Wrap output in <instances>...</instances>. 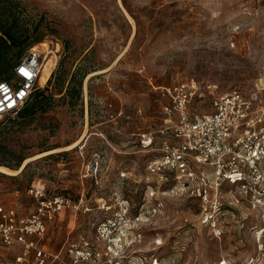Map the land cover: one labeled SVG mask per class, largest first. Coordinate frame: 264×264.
<instances>
[{
	"label": "rangeland",
	"instance_id": "obj_1",
	"mask_svg": "<svg viewBox=\"0 0 264 264\" xmlns=\"http://www.w3.org/2000/svg\"><path fill=\"white\" fill-rule=\"evenodd\" d=\"M17 2L25 24L39 25L33 45L45 43L55 63L35 88L49 108L29 120H2L7 147L25 165L17 174L0 171V205L26 213L35 205L29 189L42 184L75 201L83 192L93 209L80 207L71 219L87 232L102 216L97 204L122 194L132 215L144 212L129 264H264V221L235 185L219 186L223 208L204 224L198 182L175 185V174L146 170L170 133L160 87L193 79L218 93L238 88L264 105V0ZM72 75L83 81L70 99ZM192 105L209 109V95Z\"/></svg>",
	"mask_w": 264,
	"mask_h": 264
},
{
	"label": "built area",
	"instance_id": "obj_2",
	"mask_svg": "<svg viewBox=\"0 0 264 264\" xmlns=\"http://www.w3.org/2000/svg\"><path fill=\"white\" fill-rule=\"evenodd\" d=\"M46 55L38 45H31L13 66V75L0 81V101H4L0 122L18 116L36 88ZM216 88L213 84L200 86L193 79L160 87L166 100L161 112L170 133L162 140L160 155L148 162L146 170L149 174H175V185L198 182L196 194L204 224L213 225L223 208L219 194L223 182L235 185L248 207L258 211L264 221V105L255 104L238 88L224 93ZM205 93L209 109L194 108L195 97ZM140 137L143 147L151 144L149 133ZM28 194L35 205L26 213H19L15 206L0 205V264L131 262L126 253L140 237L135 232L144 212L132 215L128 197L115 194L109 202L103 201L101 218L92 222L87 232L65 237L54 251L44 245L49 225L63 209L77 210L79 204L67 193L47 192L44 185L32 186Z\"/></svg>",
	"mask_w": 264,
	"mask_h": 264
},
{
	"label": "trees",
	"instance_id": "obj_3",
	"mask_svg": "<svg viewBox=\"0 0 264 264\" xmlns=\"http://www.w3.org/2000/svg\"><path fill=\"white\" fill-rule=\"evenodd\" d=\"M38 26L29 27L25 24L18 11L17 0H0V81L8 79V72L22 58L24 50L33 45V40L38 41L39 36H34L38 33ZM82 81L83 75L70 77L67 87L70 99L80 95ZM49 106L50 98L43 91L34 89L16 118L29 120L37 112L46 111ZM9 129L3 121L0 122V166L15 170L25 157L7 147L5 142Z\"/></svg>",
	"mask_w": 264,
	"mask_h": 264
},
{
	"label": "crops",
	"instance_id": "obj_4",
	"mask_svg": "<svg viewBox=\"0 0 264 264\" xmlns=\"http://www.w3.org/2000/svg\"><path fill=\"white\" fill-rule=\"evenodd\" d=\"M18 169H15V170H18ZM5 174H7V173H5ZM67 194H69V193H67ZM86 194L88 195V193H86ZM73 200H74V202L79 204V208L80 207H84L86 209V210H84L85 212L91 211V209H93V208H90L91 205L88 203L87 196L86 195L84 196L83 192H81V198H79L76 201H75V199H73ZM100 200L103 201L102 198H100ZM100 205L101 204H97V208L98 209H99ZM79 208L77 210H74V209H71V208H66V209H63L59 213V215L57 216L55 221L52 222L51 225H49V231L47 233V236L44 239V243H45L44 245L46 247H48L51 250L56 251L61 246V244H62V242H63L65 237H67V236L77 237L80 234L85 232L83 230L76 231V229L74 228L75 227V220L71 219L72 213L76 214V212L79 210Z\"/></svg>",
	"mask_w": 264,
	"mask_h": 264
},
{
	"label": "bare ground",
	"instance_id": "obj_5",
	"mask_svg": "<svg viewBox=\"0 0 264 264\" xmlns=\"http://www.w3.org/2000/svg\"><path fill=\"white\" fill-rule=\"evenodd\" d=\"M40 48L45 51L47 53L46 57L44 58L43 62H42V69H41V74H40V78H39V84L40 85H43L45 84L48 79H49V76H50V72L54 66V55H49L50 52L52 51H49L46 44L45 43H41L40 44ZM56 49V48H55ZM77 141H75L72 145L70 146H73L74 144H76ZM25 163V162H24ZM23 165V164H22ZM22 165L20 166V168L22 167ZM19 168V169H20ZM18 170H10L6 167H3V166H0V171L4 172V173H8V174H14V173H17Z\"/></svg>",
	"mask_w": 264,
	"mask_h": 264
},
{
	"label": "snow or ice",
	"instance_id": "obj_6",
	"mask_svg": "<svg viewBox=\"0 0 264 264\" xmlns=\"http://www.w3.org/2000/svg\"><path fill=\"white\" fill-rule=\"evenodd\" d=\"M21 71L23 72V69H21ZM25 76H27L28 74L27 73H24ZM5 99H10L9 97H5ZM4 101H0V104H2ZM12 104H8V107H11Z\"/></svg>",
	"mask_w": 264,
	"mask_h": 264
},
{
	"label": "water",
	"instance_id": "obj_7",
	"mask_svg": "<svg viewBox=\"0 0 264 264\" xmlns=\"http://www.w3.org/2000/svg\"><path fill=\"white\" fill-rule=\"evenodd\" d=\"M24 165H25V164H24ZM24 165H23L21 168L19 167V168H20L19 172H20V171H21V169L24 167ZM9 175H11V174H9Z\"/></svg>",
	"mask_w": 264,
	"mask_h": 264
}]
</instances>
